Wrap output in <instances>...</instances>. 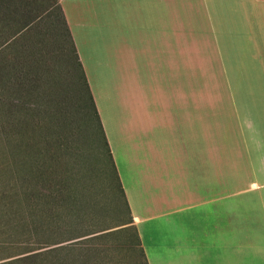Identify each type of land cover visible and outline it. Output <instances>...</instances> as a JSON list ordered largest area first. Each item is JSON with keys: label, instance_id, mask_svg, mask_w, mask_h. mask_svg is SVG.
<instances>
[{"label": "rangeland", "instance_id": "1", "mask_svg": "<svg viewBox=\"0 0 264 264\" xmlns=\"http://www.w3.org/2000/svg\"><path fill=\"white\" fill-rule=\"evenodd\" d=\"M28 1V9L38 17L19 40L0 42V107L8 104L13 112L0 115V193L6 201L5 206L0 203V262L13 253L56 247L46 254L47 263L60 259L65 264H144L126 223L131 217L89 97L91 91L120 173L125 157L119 101L133 95L122 85H128L127 77L116 74L107 62L86 60L87 84L58 2ZM176 4L178 52L173 66L178 73L186 71L193 100L208 106L203 112L208 113L209 147H261L264 0ZM235 158L226 155L230 163ZM27 167L36 178H29ZM250 170L248 163L241 168L242 185L249 182ZM22 171L31 179L33 192L38 188L47 195L34 199L44 206L41 243L34 242L28 225L33 199L20 189L17 174Z\"/></svg>", "mask_w": 264, "mask_h": 264}, {"label": "crops", "instance_id": "2", "mask_svg": "<svg viewBox=\"0 0 264 264\" xmlns=\"http://www.w3.org/2000/svg\"><path fill=\"white\" fill-rule=\"evenodd\" d=\"M58 4L87 84L85 61L107 62L133 93L119 101L118 174L147 263L264 264V138L247 151L209 147L208 106L173 66L176 0ZM245 162L251 176L242 185Z\"/></svg>", "mask_w": 264, "mask_h": 264}, {"label": "trees", "instance_id": "3", "mask_svg": "<svg viewBox=\"0 0 264 264\" xmlns=\"http://www.w3.org/2000/svg\"><path fill=\"white\" fill-rule=\"evenodd\" d=\"M55 2H58V0H55ZM27 5H29L28 0H0V42L1 43L2 42L6 43V41H8V40H10V42L12 40L15 42L17 39L19 40V38H22L23 36H25L27 30L31 27V24H33L34 19H36V17H38L37 16L38 14L36 15V13H34L33 9L29 10ZM63 20H64V18H63ZM65 25H66V23H65ZM66 29H67V32L69 34L67 26H66ZM69 37H70V34H69ZM70 41H71V38H70ZM71 43H72V41H71ZM11 46H13V44H11ZM72 48H73V52L76 56L73 43H72ZM77 62H78V60H77ZM78 64L80 66L79 62H78ZM0 70H2V67H0ZM19 80L22 81V76L19 77ZM89 97L92 101L91 105L93 107L94 115L97 118L98 127H100L101 133L103 135V139L105 142L107 153L109 154V157L112 161V166L114 169L116 183H117L118 188L120 190V194H121V197L123 199L125 208L129 211L127 200H126V197L124 195V191H123V188H122V185L120 182L119 174H118L117 168L115 166L111 151L109 149V145L107 143V140H106V137L104 134V130H103L102 124L100 122V118H99L97 109L95 107L94 101L92 99L91 93L89 94ZM7 105L6 104L1 105L0 115L3 114L5 117H6V115H10V113L12 111H11L10 107H8ZM24 161L25 160H23L22 163L20 162L22 169L26 168V165L23 164ZM27 169L32 174L31 167H27ZM24 173H23V171L18 173L17 177L19 179L20 189L22 192H24L23 196L24 197L27 196V198L31 199V200L33 199L32 205H31L32 210L30 211V221H29L28 225H29V228L32 231V233L35 235L34 242L41 243L40 240L42 239L41 237L44 236V227H45L44 226L45 221H43V219H42V216L44 213L43 212L44 206L41 203L38 204L34 199H43V198L46 199L47 195L40 192V190L38 188H35L36 191L33 192V189L31 188V186H33V184L31 185V182H30L31 179L28 180V176L24 175ZM34 173L37 175V172H34ZM32 176L35 177L34 174H32L31 176H29V178H31ZM28 182H29V184H28ZM24 187H30V189L26 190ZM4 194L0 193V203H2V205L5 206V204H3V202L4 203L6 202L5 200H3ZM41 196H43V198H41ZM129 214H130V211H129ZM130 217H131V214H130ZM126 223L129 224L131 226L130 228L133 229V231H134L135 243L139 247L140 253H141L142 258L144 260V264H148L146 257H145V254H144V251H143V248L141 246L139 235L137 233L135 226L132 224V217L130 218V221H127ZM62 247H64V246H61V248ZM57 250L58 249L56 247L50 248V250H41V248H37V249H31V250L24 251V252H22L23 254L21 252L13 253L10 255V256H12V258L10 257V259H5L4 261H1L0 264H65V261L64 260L61 261L60 259L49 260V262L51 261V263L46 262V258H45L46 254L50 253V252H55Z\"/></svg>", "mask_w": 264, "mask_h": 264}]
</instances>
